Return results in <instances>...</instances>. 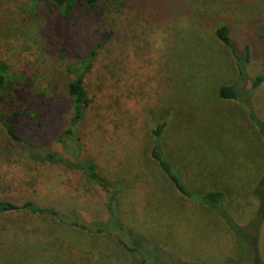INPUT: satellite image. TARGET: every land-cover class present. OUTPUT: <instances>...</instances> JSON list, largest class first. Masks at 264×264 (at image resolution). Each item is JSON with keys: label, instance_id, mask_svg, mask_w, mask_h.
<instances>
[{"label": "rangeland", "instance_id": "obj_1", "mask_svg": "<svg viewBox=\"0 0 264 264\" xmlns=\"http://www.w3.org/2000/svg\"><path fill=\"white\" fill-rule=\"evenodd\" d=\"M65 15L52 0H0V115L21 140L0 124V200L32 202L90 225L108 221L100 188L79 171L40 161L47 152L69 156L66 139L57 143L73 115L67 61L94 52L88 88L95 99L74 126V145L102 176L123 183L121 236L148 264L237 261L227 226L179 195L151 158L153 131L165 122L162 151L189 187L224 191L227 212L241 226L250 222L264 138L245 106L218 90L233 84L264 122V0H99ZM222 25L239 56L250 52L243 79L215 35ZM44 102L56 106L45 113L51 131L35 140L30 128L40 124ZM244 241L251 253L252 239ZM257 250L264 264V222ZM141 257L113 233L26 211L0 214V264H142Z\"/></svg>", "mask_w": 264, "mask_h": 264}, {"label": "trees", "instance_id": "obj_2", "mask_svg": "<svg viewBox=\"0 0 264 264\" xmlns=\"http://www.w3.org/2000/svg\"><path fill=\"white\" fill-rule=\"evenodd\" d=\"M52 2L59 6H65V16L70 18L77 6L90 9L96 8L99 0H52ZM215 35L219 42H221L224 47L231 51V54L236 62L239 77L242 79L245 78L246 67L251 58L249 50L247 49L245 57L239 56L231 37V28L227 25H222L221 27L217 28ZM92 53V56L90 55L88 59L80 57L78 60L73 62L67 61L66 71L70 76L73 77V80L68 85V95L70 97L73 115L70 121V127H68L63 132V135L58 138L57 143L65 144L64 138L66 139V146L68 148L66 149V152L69 156L66 157L59 153L47 152L43 154V158L40 159V161L50 165H61L72 171H79L90 183L100 188L103 191L102 193L105 195V208L109 217L108 221L98 225H90L81 221H70L65 219L58 211L54 209L43 208L32 202L18 205L14 202L5 200H0V214L15 211H26L31 214L46 215L56 218L66 225L80 228L92 234L113 233L119 240V243L122 244L130 253H138L142 256L140 259L142 264H148V256H143L141 251L142 249H140V247L130 246L121 236L122 233L125 232V225L119 213L118 198L123 191V183L121 181H110L102 176L98 172L95 163L88 158H83L82 152L74 145V140L76 138L74 126H77L80 121L85 118L86 111L90 108L91 103L95 99L93 98L92 100V98L89 97V92L91 90L88 88V80L94 68L96 59V53ZM261 81L262 78H258L253 84V89H256L260 85ZM5 83V75L2 71H0V88H3ZM218 96L223 100H233L242 103L247 109L250 119L255 125H257V127H259L264 138V122L256 117L250 104L241 100L238 93L236 92V87L233 84L221 87L218 90ZM43 104L46 105V108L43 110L40 124L38 127L33 126L30 128L31 136L35 140L45 139L51 131V121H49L45 113L48 111L50 112V109H54L56 106L53 103L48 104L44 102ZM0 124L5 126L10 136L14 140L21 141L19 135L13 131V127L5 123L1 115ZM165 128L166 124L164 122L159 124V126L153 131L155 141L151 151V158L172 183L179 195H182L184 198L196 204L208 208L222 221L225 226H227V228L233 234L236 244L240 250V257L237 261L232 260L227 264H241V262H245V264H263L261 259L258 257L257 246L259 243L260 230L264 222V174L252 190L251 197H253L257 204L256 212L247 225L241 226L235 221L233 216L227 212L225 206L226 194L224 191L216 190L205 193L195 191L184 182L179 170H177V168L172 163H170L168 159H166L161 148V137ZM245 238H251L253 241L251 253L248 252L246 248V243L244 241ZM251 254L254 256L253 263Z\"/></svg>", "mask_w": 264, "mask_h": 264}]
</instances>
